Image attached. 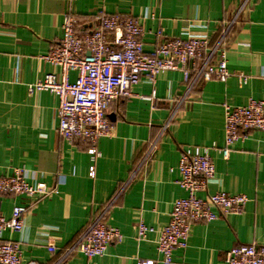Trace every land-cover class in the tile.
<instances>
[{"label": "crops", "instance_id": "obj_1", "mask_svg": "<svg viewBox=\"0 0 264 264\" xmlns=\"http://www.w3.org/2000/svg\"><path fill=\"white\" fill-rule=\"evenodd\" d=\"M100 10L136 17L146 51L162 38L159 31L164 37L205 38L211 46L223 41L231 75L193 79L192 85L181 71H167L155 84L143 75L131 98L110 104L114 129L98 140L101 156L93 161L90 142L58 132L59 98L49 91L30 94L28 85L47 73L60 74L43 56L61 39L67 14L84 30L95 25ZM153 93V99L142 97ZM251 98L264 99V0H0V177L24 168L32 185L49 191L33 198L0 194L6 218L14 206H28L23 229H6L0 239L20 244L24 264H162L160 233L174 201L187 195L180 185L181 155L199 145L211 148L216 175L198 195L244 193L249 201L241 214L194 223L173 264H227L234 246L264 245V131L237 141L228 159L220 152L227 106ZM99 217L120 229L123 241L111 243L102 256L76 251L66 257ZM141 219L154 228L143 239Z\"/></svg>", "mask_w": 264, "mask_h": 264}, {"label": "built area", "instance_id": "obj_2", "mask_svg": "<svg viewBox=\"0 0 264 264\" xmlns=\"http://www.w3.org/2000/svg\"><path fill=\"white\" fill-rule=\"evenodd\" d=\"M95 25L80 30L77 20L69 12L63 23V35L59 42L43 56V59L60 69V74L47 73L43 78L28 85L30 94L49 91L59 98L58 132L68 140L82 139L91 143L89 153L94 161L101 156L97 142L102 136L111 135L114 125L108 117V108L113 101L131 98L133 86L143 75L155 84L158 77L167 71H181L184 81L225 80L231 72L223 41L211 46L205 38L162 37L154 49L146 51L142 36L144 29L132 15L107 14L97 11ZM216 58V59H215ZM77 73L72 80L71 74ZM243 82L247 81L242 76ZM153 99L151 96H142ZM252 130L264 131V99L251 98L246 105L226 108L225 146L220 149L228 159L233 145L249 136ZM209 146H189L181 155L179 169L180 185L187 195L174 201L170 220L158 239V251L162 264H173L177 248H186L192 225L211 222L222 215L241 214L249 198L244 193L227 194L218 191L207 197L198 194L207 189L208 180L216 175V166ZM26 169L17 168L12 175L0 177V194L45 196L47 189L37 188L25 176ZM90 175L95 176V165L90 166ZM28 206H14L12 216L0 214V235L6 229L21 231L23 215ZM144 220L138 223L140 239L153 231ZM124 235L114 226L107 225L102 217L96 219L80 241L68 249L66 257L79 251L87 257L106 254L109 245L121 242ZM51 252L56 247L49 246ZM227 264H264V245L243 243L226 253ZM0 264H24L18 242L0 239ZM27 264H38L31 261ZM141 264H155L145 259Z\"/></svg>", "mask_w": 264, "mask_h": 264}]
</instances>
